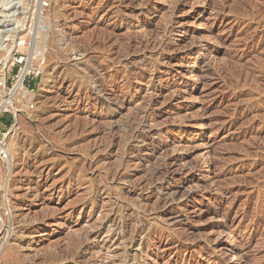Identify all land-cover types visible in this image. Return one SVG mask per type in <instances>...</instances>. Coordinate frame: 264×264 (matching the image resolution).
<instances>
[{
	"label": "rangeland",
	"instance_id": "1",
	"mask_svg": "<svg viewBox=\"0 0 264 264\" xmlns=\"http://www.w3.org/2000/svg\"><path fill=\"white\" fill-rule=\"evenodd\" d=\"M263 60L264 0H0V105L27 92L0 113V264L64 256L111 204L148 229L128 264H264Z\"/></svg>",
	"mask_w": 264,
	"mask_h": 264
},
{
	"label": "bare ground",
	"instance_id": "2",
	"mask_svg": "<svg viewBox=\"0 0 264 264\" xmlns=\"http://www.w3.org/2000/svg\"><path fill=\"white\" fill-rule=\"evenodd\" d=\"M174 10V9H173ZM13 11V10H12ZM167 25V22L165 23ZM60 25V24H59ZM164 25V26H166ZM167 27V26H166ZM61 30V29H60ZM64 31V29L62 30ZM66 31V30H65ZM165 27L163 29V33H165ZM56 33V32H55ZM179 33V32H178ZM69 33H57V36L55 38L58 39V41L64 42V43H68V46L70 48L73 47L74 44H76V41L74 38L69 37V35H67ZM69 37V38H68ZM165 38V37H164ZM161 39V38H160ZM162 41V39H161ZM160 42V40H159ZM161 44V43H160ZM59 45V44H58ZM65 47V45H63ZM166 48V47H165ZM85 50V49H84ZM89 49H86V52ZM166 50V49H165ZM85 53V52H84ZM53 57V56H52ZM263 58V57H261ZM260 58V59H261ZM12 59V58H11ZM53 59V58H52ZM91 60V59H90ZM262 60V59H261ZM264 61V60H263ZM91 62V61H90ZM87 64V63H86ZM79 66V65H78ZM77 66V68H78ZM85 66V65H84ZM83 66V67H84ZM87 66V65H86ZM85 66V67H86ZM168 66V65H167ZM82 67V66H81ZM62 72V71H61ZM83 72L87 75V78L92 80L90 83V87L92 91L96 92V96L93 98V101L98 103L100 105V107H104L106 108L107 105V101H108V96L104 94L105 92V84H103V81H101V79H97L94 80L95 75L96 74V68L93 67L92 63H90V65L86 68L83 69ZM99 73V72H98ZM79 75V74H78ZM80 76V75H79ZM94 76V77H93ZM100 76V75H99ZM97 77V76H96ZM83 78V77H82ZM23 80V76L20 77L18 83L16 84L15 87V97L14 98H10L7 99L5 101H3L0 105V113L1 112H12L14 114L15 117H18V113H20V107H19V103H20V98L17 101L16 99L18 98L19 95H26L27 92L24 91L23 89V84L22 81ZM2 80H0V85L2 86L4 83L1 82ZM49 85V84H48ZM42 87H46L43 84L41 85ZM79 87V86H78ZM89 87V86H88ZM79 89V88H78ZM12 92V91H10ZM2 93V91H1ZM4 93V92H3ZM8 96V95H7ZM6 97V96H5ZM8 98V97H7ZM5 99V98H4ZM25 98H23L24 100ZM22 101V100H21ZM23 102V101H22ZM25 102V100H24ZM20 116V115H19ZM141 116V115H140ZM21 118V117H20ZM16 120H18V118H16ZM16 123V122H15ZM17 123L13 126L12 130H10L12 134H14L18 128H16ZM134 130V129H133ZM130 133V132H129ZM158 133V132H156ZM159 134V133H158ZM130 135V134H129ZM133 135V134H132ZM152 136V135H151ZM11 137V136H10ZM139 136L137 135L136 138H138ZM129 138V137H128ZM135 138V137H134ZM10 140V139H9ZM139 140V139H138ZM127 141V140H126ZM145 142V141H144ZM126 143V142H125ZM153 143V142H152ZM131 144V143H130ZM158 145V144H157ZM13 147V148H12ZM14 148H16V144L11 145V148H9V145H0V152L3 150V152L6 154H8L9 156L11 155L10 153L14 150ZM126 148V147H125ZM154 148V147H153ZM161 149V148H159ZM158 150V149H157ZM175 151V150H174ZM10 152V153H9ZM163 152V151H162ZM155 153V152H154ZM165 153V151H164ZM163 153V154H164ZM161 154V153H160ZM166 154V153H165ZM172 154V153H171ZM174 154V153H173ZM7 155V156H8ZM125 156V155H124ZM160 156V155H159ZM164 156V155H163ZM120 158V157H119ZM162 157H160L161 159ZM173 158V157H172ZM157 159V158H156ZM159 159V160H160ZM170 159V157H169ZM158 160V159H157ZM158 160V162H159ZM163 160V161H162ZM161 160V165L158 166L153 172L151 171V175H149V180L148 182L145 181L143 185V187L145 188L146 183H150L148 184L149 187H153V185H155L154 183H156L153 180H159L164 182H167V171H171L168 170L167 165V156ZM128 160H122L120 159V163H118V167L124 166L126 165L128 162ZM140 161V160H139ZM151 161V160H150ZM175 161V160H174ZM157 162V163H158ZM130 163V162H129ZM141 163V162H140ZM149 163V162H148ZM148 163L146 162V164L148 165ZM172 163V162H171ZM144 164V163H143ZM153 164V163H152ZM142 165V164H141ZM147 165L146 166V171H147ZM152 166H155L152 165ZM143 167V166H142ZM144 168V167H143ZM151 168V167H150ZM117 170V169H116ZM115 170V171H116ZM114 172V170H113ZM120 172V171H119ZM146 174V172H144ZM148 173V172H147ZM101 176V175H100ZM114 176V177H113ZM172 176V174L170 175ZM113 178L120 180L123 179L125 176L121 175L120 173H118L117 171L114 172V175H112ZM146 177V175L144 176ZM172 178V177H171ZM174 178V177H173ZM125 179V178H124ZM179 179V178H178ZM143 180V178H142ZM177 180V179H176ZM107 181V180H106ZM115 181V180H114ZM159 181V182H160ZM117 182V181H116ZM169 182V180H168ZM161 183V182H160ZM177 183V182H176ZM136 184V183H135ZM130 185V184H129ZM174 185V184H173ZM140 186V185H139ZM141 187V186H140ZM148 187V186H147ZM131 188V189H130ZM130 192L131 194H134L136 191L134 190H138L135 189L134 185L133 187H131L130 185ZM101 189V188H100ZM134 189V190H133ZM141 189V188H140ZM149 189V188H148ZM150 190V189H149ZM160 190V189H159ZM103 191V190H102ZM101 190H96L94 189L93 191H90V195L96 194L97 195H105V192H102ZM152 192V191H151ZM171 192V191H170ZM175 192V191H172ZM179 192V191H178ZM121 192H119L118 194H120ZM165 193V191H164ZM168 193V192H167ZM167 193L163 194V198H158V205L161 204L160 206H166L168 203H173L174 198L171 197H167ZM181 193V192H180ZM124 194V193H122ZM153 194V193H152ZM174 194V193H173ZM108 195V194H107ZM119 195H117L118 197ZM124 196V195H123ZM123 196H119V198L123 197ZM154 196V195H153ZM158 196V195H156ZM171 196V195H170ZM125 198V196H124ZM127 199H129L127 197ZM156 200V198H155ZM176 200V199H175ZM156 201V202H157ZM94 200L91 199V203H93ZM127 202V201H125ZM143 202V201H142ZM150 202V201H149ZM175 202V201H174ZM129 203V202H128ZM171 203V204H172ZM142 204V203H141ZM146 204V203H145ZM156 204V203H155ZM140 205V204H139ZM144 205V204H143ZM132 206V205H131ZM157 206V205H156ZM109 211L107 213L106 216H104V220L103 222L99 223V225L92 227L88 230H86V233L83 237H79L78 239H74L72 240L68 245L69 248L66 252V254L62 257H58L59 255L56 254L54 258H49V259H41V262L39 264H81V262L83 264H102V261L105 259H112L114 262H119L121 264H128L127 262H123V258L122 260L121 257L122 255L125 253L127 248H132L133 246H137V248H140L141 246H145L147 243L145 242L144 238L141 236H145V234H147V230L145 229V227L143 225H139L135 226L134 225V229L129 232L130 229H128V227L130 226L129 223L127 222V220L125 221L123 219V214H124V208L125 205H116V204H111L109 206ZM130 207V206H129ZM145 206H143L144 208ZM159 207V206H157ZM135 208V207H134ZM142 208V209H143ZM162 208V207H161ZM136 210V209H135ZM102 208L98 207L96 210H94V214L100 212L101 213ZM132 211V210H131ZM133 212V211H132ZM143 212V211H142ZM132 214V213H130ZM126 219V218H125ZM45 218L41 219V222H44ZM37 221V219H36ZM143 222V221H142ZM224 222V221H222ZM132 223V222H131ZM138 223V222H137ZM2 224V223H1ZM136 224V223H135ZM37 226V225H36ZM2 227V226H1ZM133 227V226H132ZM147 228V227H146ZM132 229V228H131ZM154 229V228H153ZM5 233L4 231L1 232V236L5 237ZM102 234H104V236H102ZM5 239V238H4ZM3 239V240H4ZM178 239V238H176ZM13 241H15L13 239ZM181 241V240H180ZM148 242V241H147ZM13 243V242H11ZM5 245V244H4ZM20 246V245H19ZM95 247H97V249H95ZM16 248L17 245H11L10 250L8 251V253H6L7 258L9 259H15V257L17 256L16 252ZM66 249V248H65ZM65 250H62V252H64ZM85 251V254L82 255V252ZM61 252V251H59ZM225 252V251H224ZM223 252V253H224ZM87 253V254H86ZM228 253V252H227ZM225 254V253H224ZM236 254V253H235ZM234 254V255H235ZM19 255V254H18ZM230 255V253H229ZM228 255V256H229ZM233 255V256H234ZM237 255V254H236ZM61 256V255H60ZM42 258V257H41ZM44 258V257H43ZM229 258V257H228ZM134 259L136 260V258L134 257ZM40 260V259H39ZM7 261V260H6ZM27 261V260H26ZM33 261V260H31ZM230 261V259H229ZM37 262V261H36ZM231 262V261H230ZM33 263V262H32ZM227 263V262H226ZM7 264V263H6ZM28 264V263H27ZM34 264V263H33ZM134 264V263H132Z\"/></svg>",
	"mask_w": 264,
	"mask_h": 264
}]
</instances>
